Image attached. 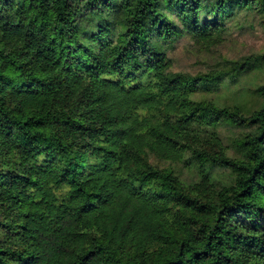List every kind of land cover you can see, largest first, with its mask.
<instances>
[{"label": "trees", "instance_id": "obj_1", "mask_svg": "<svg viewBox=\"0 0 264 264\" xmlns=\"http://www.w3.org/2000/svg\"><path fill=\"white\" fill-rule=\"evenodd\" d=\"M250 17L264 0H0V264H264V81L220 91L264 51L170 56Z\"/></svg>", "mask_w": 264, "mask_h": 264}, {"label": "rangeland", "instance_id": "obj_2", "mask_svg": "<svg viewBox=\"0 0 264 264\" xmlns=\"http://www.w3.org/2000/svg\"><path fill=\"white\" fill-rule=\"evenodd\" d=\"M241 21L246 27L242 30L240 27L231 26L229 34L225 36L224 43L218 44V46L206 47L189 38H182L170 52L172 68L191 73L208 72L222 67L227 59H237L264 51V21L252 17L247 20L242 18ZM257 76L251 74L242 78L238 83H230L229 89L225 88L220 91L223 95L227 94L228 98L236 88H248L255 82L264 81V77L257 78ZM219 124L221 137L228 146V155L236 156L238 154L237 140L242 132L241 127L233 126L225 121H220Z\"/></svg>", "mask_w": 264, "mask_h": 264}]
</instances>
